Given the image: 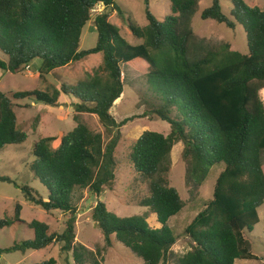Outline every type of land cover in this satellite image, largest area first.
I'll use <instances>...</instances> for the list:
<instances>
[{
    "label": "trees",
    "instance_id": "obj_1",
    "mask_svg": "<svg viewBox=\"0 0 264 264\" xmlns=\"http://www.w3.org/2000/svg\"><path fill=\"white\" fill-rule=\"evenodd\" d=\"M119 0H0V71L19 74L40 60L39 78L90 57L101 56L102 65L76 86L62 84L28 92L5 94L0 91V149L23 145L29 135L18 128L16 101L32 99L57 108L62 95L76 100V128L61 139L42 138L33 149L36 158L30 170L47 191L43 198L30 186H19L8 176L0 182L18 186L26 202L46 213H62L63 233L52 232L40 221L21 220L22 206L16 204L14 219H0V231L13 225H26L33 238L0 249V256L14 252L42 251L59 245L71 253L75 264H105L102 250L92 251L76 243L78 208L74 195L89 190L98 199L115 184V151L121 129L132 118L118 123L111 114L124 93L122 66L138 65L148 84L145 118L171 126L165 136L145 132L131 155L136 172L149 182L150 196L141 202L157 218L152 227L146 216L121 218L98 202L92 220L113 246L112 237L144 264L168 261L177 243L171 219L185 207L177 189L170 186L171 152L184 145L187 165L186 184L194 191L208 179L211 171L222 168L213 199L185 230L193 247L175 264H235L237 260H257L253 244L246 236L260 224L259 210L264 205V11L244 0H230L229 16L222 0H213L201 13L203 21H215L231 30L241 26L247 37L248 53L231 50L230 43L208 46L195 34L192 17L201 0H169L170 15L163 21L152 13L144 0L147 25L129 28L137 46L130 45L121 29L110 22L113 9L122 18ZM105 11L94 16L93 11ZM94 19L98 32L95 48L80 51L84 28ZM82 114L96 115L112 139L105 143L101 134L91 130ZM38 264H57L49 259Z\"/></svg>",
    "mask_w": 264,
    "mask_h": 264
},
{
    "label": "rangeland",
    "instance_id": "obj_2",
    "mask_svg": "<svg viewBox=\"0 0 264 264\" xmlns=\"http://www.w3.org/2000/svg\"><path fill=\"white\" fill-rule=\"evenodd\" d=\"M213 0H201L199 9L192 17V28L201 40L208 46H217L224 43L231 44V50L248 53L247 37L244 29L239 26L235 30L219 25L215 21H203L201 13L210 7ZM251 7H258L264 11V0H244ZM152 13L163 21L170 15L169 0H149ZM227 16L230 14L232 3L230 0L221 1ZM122 12V18L113 9L109 10L112 16L110 22L121 29V36L133 46L142 43L135 39L129 28L133 25L145 26L147 19L144 0H119L116 3ZM105 11L104 6L93 11L94 16ZM98 32L94 19L83 30L80 51L93 49L97 45ZM0 59L6 61L8 57L0 50ZM41 61H34L30 68L19 74L0 71V91L11 96L18 92L47 89L48 87L61 88L62 84L76 86L85 81L102 65V57L95 56L77 62L67 67L56 70L45 79L39 78ZM122 68V81L124 93L114 104L111 111L114 119L120 123L132 118L121 129V140L115 151L116 170L113 190L106 189L98 199L90 191H78L74 195L78 208L76 223V243L82 244L92 251L98 248L103 252L105 264H144L123 244L112 237L113 246L106 247L103 234L93 223L92 211L97 203L104 202L109 211L121 218L146 216L148 223L157 228V218L141 202L150 196L149 182L136 172L132 162V152L138 139L147 131L158 132L168 136L171 126L154 118H145L144 113L149 111L146 99L143 98L150 86L145 76V71L138 65H124ZM264 102V89L259 93ZM15 112L18 118V128L29 135L28 141L23 145H10L0 149V176H8L19 186H30L40 195L47 196V191L30 170V164L36 159L33 156L34 145L42 138H56L52 146L57 149L61 139L76 128L74 117L76 100L73 96L62 95L60 106L57 108L46 106L32 99L16 101ZM82 120L90 126L95 133L101 134L106 144L112 139L96 115L82 114ZM184 145L176 144L171 152V172L169 174L170 186L177 189L185 204L182 212L170 220L169 227L177 236V243L172 248L168 261L162 264H175L177 259L191 251L192 240L186 235L185 230L195 217L204 209L205 205L213 199L214 188L223 167L211 171L206 182L197 190L191 189L186 184L187 165L183 158ZM22 206L21 220L30 223L34 220L48 224L52 232L63 233L65 218L62 213H46L42 208L26 202L21 189L9 183L0 182V219L5 216L14 219L16 204ZM260 224L252 233L246 236L253 244V254L257 260H237L235 264H264V205L259 210ZM33 238L32 230L26 225L16 224L0 231V249L10 248L15 244ZM49 259H54L57 264H75L71 253H63L60 246L55 244L42 251H28L26 253L14 252L0 256V264H38Z\"/></svg>",
    "mask_w": 264,
    "mask_h": 264
}]
</instances>
